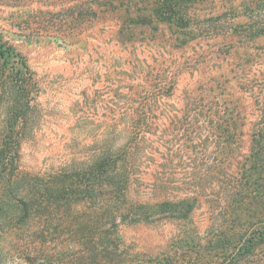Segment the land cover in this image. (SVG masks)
<instances>
[{
	"label": "trees",
	"instance_id": "trees-1",
	"mask_svg": "<svg viewBox=\"0 0 264 264\" xmlns=\"http://www.w3.org/2000/svg\"><path fill=\"white\" fill-rule=\"evenodd\" d=\"M60 2L45 10L52 18L37 32L56 39L99 18L114 20L117 43L140 60L113 80L118 100H110L109 127L92 152L34 172L21 168L20 147L36 120L40 86L0 39V224L40 244L25 252L34 260L53 258L46 242L54 249L73 241L86 264H125L121 225L189 221L203 201L219 218L203 237L178 235L189 252L203 239L206 251H217L216 264H264V0ZM209 40L213 49L177 58ZM142 44L164 51L148 63L136 52ZM185 70L190 81L173 107L169 98ZM120 121L124 138L115 143Z\"/></svg>",
	"mask_w": 264,
	"mask_h": 264
},
{
	"label": "rangeland",
	"instance_id": "rangeland-1",
	"mask_svg": "<svg viewBox=\"0 0 264 264\" xmlns=\"http://www.w3.org/2000/svg\"><path fill=\"white\" fill-rule=\"evenodd\" d=\"M60 4V0H0V39L15 47L19 53V66L25 64L40 86L36 97V120L28 124L29 133L20 147L21 168L34 172L48 170L72 157L92 152L91 148L102 141L109 127L108 116L110 107H113L110 100L118 97L117 91L110 92V86L115 87L117 84L113 80L119 77L121 69L132 73V61L140 60L132 58L131 46L117 43L114 20L99 18L81 31L57 34L56 39L50 38V34L43 30L37 32L39 22L44 23L46 19L52 18L44 13L45 10H57ZM83 33L86 35L82 40H78L77 35L81 37ZM215 44L214 40L193 42L183 51L176 52V55L178 59L184 60L186 56L213 49ZM159 46L142 44L136 52L140 57H146L144 61L154 63L151 56L164 51ZM21 60L24 64H20ZM189 73V70H185L178 77L177 86L169 98L173 107L178 106L177 102L180 103L181 92L190 81ZM195 73L192 72L193 75ZM137 81L138 79H135L133 82ZM3 100L0 99L1 102ZM117 100L118 98L113 102ZM4 110L5 105H2L0 127ZM115 110L112 114L121 109ZM124 126L125 121L116 124L119 133L114 139L115 143L123 140ZM211 210L210 204L202 201L191 214L189 221L163 220L121 225L118 234L121 247L124 248V263L216 264L217 251L215 248L206 251L203 247L206 242L203 239L199 242L201 248L196 254L189 252L188 246L180 241L185 238H179L184 230L191 231L192 235L195 232L202 237L206 235V231L212 229L211 223L219 218V214H212ZM2 226L6 230L4 222H1L0 230ZM18 237L7 230L0 232V264L88 262L82 244L77 245L73 241L70 244L58 241L57 245L53 246L54 249L48 247L51 245L46 242L45 252L49 253L51 250L53 258L49 257L50 261L34 260L25 252L40 244L34 245L35 241L31 239L22 240V237ZM25 237L28 238L27 235Z\"/></svg>",
	"mask_w": 264,
	"mask_h": 264
}]
</instances>
